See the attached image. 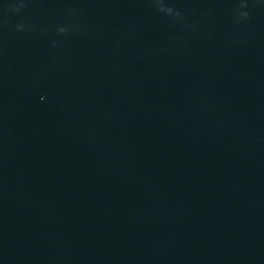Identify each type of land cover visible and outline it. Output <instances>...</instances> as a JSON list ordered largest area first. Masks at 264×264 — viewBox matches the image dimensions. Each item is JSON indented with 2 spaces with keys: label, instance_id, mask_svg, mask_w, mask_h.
I'll return each mask as SVG.
<instances>
[{
  "label": "water",
  "instance_id": "obj_1",
  "mask_svg": "<svg viewBox=\"0 0 264 264\" xmlns=\"http://www.w3.org/2000/svg\"><path fill=\"white\" fill-rule=\"evenodd\" d=\"M0 264H264V0H0Z\"/></svg>",
  "mask_w": 264,
  "mask_h": 264
}]
</instances>
